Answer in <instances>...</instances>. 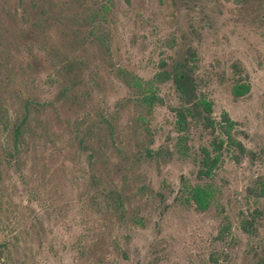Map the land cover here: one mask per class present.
<instances>
[{
  "label": "rangeland",
  "instance_id": "374dc122",
  "mask_svg": "<svg viewBox=\"0 0 264 264\" xmlns=\"http://www.w3.org/2000/svg\"><path fill=\"white\" fill-rule=\"evenodd\" d=\"M191 56L215 136L157 77ZM262 185L264 0H0V264H264Z\"/></svg>",
  "mask_w": 264,
  "mask_h": 264
},
{
  "label": "trees",
  "instance_id": "16d2710c",
  "mask_svg": "<svg viewBox=\"0 0 264 264\" xmlns=\"http://www.w3.org/2000/svg\"><path fill=\"white\" fill-rule=\"evenodd\" d=\"M236 2H248L249 0H234ZM192 56L189 59H183L174 65L172 72H165L163 75H158L160 80L171 79L175 85L179 95L181 106L175 109L177 117V125L179 131L185 132L191 122L196 120H203L207 128L212 129L215 136L217 128L214 122L211 121V114L213 104L204 97H199L197 94V85L190 65ZM164 76V77H163ZM136 87H141L139 82L135 83ZM250 92V86L245 84H237L234 86L233 93L236 97L244 96ZM144 101L151 104L153 99L149 96L144 98ZM223 123L219 125L221 133L227 137L226 142L222 137L217 136L211 143V149L204 147L202 149V159L198 176L200 178H212L214 171L221 162V154L223 148L228 143L236 144L239 148H243L240 143H235L231 138V132L234 127V122L231 121L227 113L223 114ZM260 195L264 194V186L261 187ZM183 190L188 195V201L192 202L200 211H206L214 195V191L202 185H190L184 183ZM248 223V221H246ZM244 226V225H243ZM247 230L246 226L243 229Z\"/></svg>",
  "mask_w": 264,
  "mask_h": 264
}]
</instances>
